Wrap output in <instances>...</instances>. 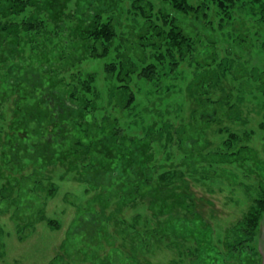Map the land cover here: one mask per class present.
Here are the masks:
<instances>
[{"label": "rangeland", "instance_id": "obj_1", "mask_svg": "<svg viewBox=\"0 0 264 264\" xmlns=\"http://www.w3.org/2000/svg\"><path fill=\"white\" fill-rule=\"evenodd\" d=\"M131 1L33 0L51 19L48 44L40 39L43 79L64 93L62 71L95 73L98 107L84 115L83 129L71 120L74 130L61 136L45 122L48 137L32 141L38 116L32 124L23 117L33 99L8 88L11 100L2 106L0 80V264H264V212L253 240L235 233L264 195L263 10L247 1L230 16L208 19L148 0L157 14L177 17L194 49L164 63L149 51L159 80L135 77L126 108L112 98L108 60L89 56V29L79 31L94 8L105 18L128 15ZM72 7L80 15L56 34L55 23L66 27ZM23 48L27 57L36 52ZM54 68L61 70L53 75ZM17 147L29 158L14 159ZM140 161L145 181L136 186ZM175 169L187 174L166 187L163 172Z\"/></svg>", "mask_w": 264, "mask_h": 264}, {"label": "trees", "instance_id": "obj_2", "mask_svg": "<svg viewBox=\"0 0 264 264\" xmlns=\"http://www.w3.org/2000/svg\"><path fill=\"white\" fill-rule=\"evenodd\" d=\"M165 1L170 7L183 14H194L195 16L208 17V19H211L210 15L212 13H216L219 17L230 16L238 5H245L247 1L259 4L264 12V0ZM92 3L95 4L94 2ZM74 7H72V15L68 19L64 17L66 27L62 25V19L55 23L54 30L56 34L62 35L64 29L68 28L66 20H72L73 22L75 19L76 21V17L80 13L78 9L74 10ZM93 11L90 22L87 19L84 20V23L81 21L83 26L81 25L82 29L80 28L79 33L83 36V33H86L89 29L84 34V40L89 48V56L108 60L106 62L107 69L109 73L112 72L113 84H115L111 95L122 107L127 108L130 103L134 102L133 82L135 77H142L149 82L159 80L158 64L149 61L151 57H155L158 62L164 63L169 57L175 59L179 53H181L182 57L187 56L189 54L187 52L189 46L194 49L190 45L192 40L184 33L177 17H171L169 12L164 10L163 14L162 12L157 14L155 5L151 1L132 0L130 8L126 12L128 15L119 12V16L111 15L105 18V13H101L96 8ZM46 12L41 11L40 8L34 10L33 0H0V70L4 72L2 74L3 77L0 78L4 83L1 88L4 96L2 98V106L11 100L8 88L16 91L21 90V94L28 93L29 96H27L31 97L33 102L32 104L28 103L30 107L26 109L27 113L23 117V122L30 124L31 120H34V116H38L36 121L39 122L40 127L39 133H36L38 130L33 131L35 136L32 137V141H34L35 137L41 138L44 135L48 137V132L43 130L45 122L55 125L59 135L63 136L64 132L70 131L71 133V130H74L73 125H76V122L71 125V120H80L76 127L81 128L85 124L87 113L94 112L98 107L96 100H94L97 97L93 85L96 82L95 73L85 74L81 70V74H77L72 73L69 69L67 71L69 75H67L63 74L65 71H62V74H58L60 78L58 86L63 85L66 88L64 93L53 92L56 84H48L43 79L42 71L39 68L40 62L44 58L42 55L43 48H40V39L44 38V41L48 44L47 40H50V38H47V36L50 30L47 28L51 23V19ZM161 20L164 23L161 24L159 22ZM85 22L90 24L85 27ZM189 39L190 43H188ZM25 45H32L33 50L36 52L28 57L27 55L24 56L23 47ZM99 47L101 51H99ZM154 48L156 49V54H153ZM165 48H168V52ZM149 51L153 54H151V57L147 55ZM111 55H113L112 58ZM64 59H66V56H60V63ZM25 63H29L31 68L25 66ZM60 63H56L55 66H59ZM43 66L44 68L48 67L45 64ZM59 70L61 69L58 68L56 70L54 68L50 73L55 75V71L58 73ZM75 75L76 77H74ZM78 86L83 87L82 92L84 93H80V90H77ZM19 99V97H16V104L19 103ZM76 127L75 129L77 130ZM226 145H229L228 142H224V146ZM221 147L220 145L219 148L221 150H217L213 154L217 155L218 158L223 151ZM36 148L42 149L40 145L36 146ZM36 148L32 147V150H27V148L23 147V149L32 154L40 152H37ZM14 151V159L21 156L26 159L29 158V156L21 154L18 147ZM39 158L45 161L47 157L40 155ZM143 164L144 162L140 161L135 169L136 174L132 180H135L136 186L139 185L141 180H144L140 172ZM128 166L129 164L121 165L119 169L124 168L126 170ZM106 168V166L101 167L100 170L106 171ZM114 170L117 171L118 169ZM175 171L178 173L180 171V173L177 174ZM175 171L167 170L163 172L162 181L167 180L166 187L174 182V180L171 183L168 182L169 178L174 179L173 176L178 175L180 179H183L187 174L185 170L175 169ZM195 171L197 173V169ZM106 172L110 173L108 170ZM112 174L113 170L111 171ZM153 196H156V194ZM263 212L264 195L258 198L256 206L242 220V233L238 230L235 233L240 237L244 236L247 241L253 240Z\"/></svg>", "mask_w": 264, "mask_h": 264}]
</instances>
